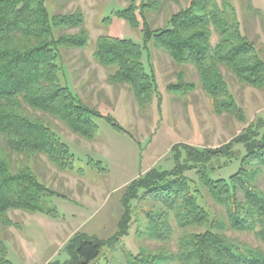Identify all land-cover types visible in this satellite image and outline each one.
<instances>
[{"label":"trees","instance_id":"16d2710c","mask_svg":"<svg viewBox=\"0 0 264 264\" xmlns=\"http://www.w3.org/2000/svg\"><path fill=\"white\" fill-rule=\"evenodd\" d=\"M161 1L168 0H141L139 5L131 2L116 14L135 27L141 25V16L142 45L110 36L98 40L96 61L115 70L109 75V82L128 85L138 105L146 106L157 91V80L144 62V57L150 61L149 43L153 42L175 63L196 68L215 114L232 115L244 123L245 114L221 68H227L241 84L264 90V60L243 34L234 0H191L169 18L164 28L153 30L146 14L160 10ZM214 35L218 37L216 44L212 43ZM89 40L81 12L51 16L46 0H0V226L3 228L18 227L9 217L14 211L60 218L58 210L43 201L66 196L40 181L31 166L32 160L43 156L62 172L76 171L69 145L38 114L62 122L88 141L96 139L97 119H104L117 131L132 137L112 116H102L85 105L62 83L61 49H86ZM195 87L181 81L169 89L186 95ZM171 151L174 161L171 170L152 168L125 187L121 199L123 212L111 238L76 233L64 246L68 259L48 264L94 263L104 248L114 247L128 235L133 204L141 201L163 208L159 213H146L150 237H169L172 215L183 230H203L186 232L179 240L176 254L128 256L129 264H264L263 250L245 247L226 236L228 231L250 234L264 245V190L260 184L264 177V121L259 119L250 124L218 148L176 144ZM231 162L240 163L236 173L228 179H213ZM94 167L100 172L107 170L101 162ZM77 170L83 174L82 168ZM189 172H196L198 181L188 177ZM207 197L224 210L226 221L212 217L205 207ZM7 251L0 238V264H12Z\"/></svg>","mask_w":264,"mask_h":264},{"label":"rangeland","instance_id":"374dc122","mask_svg":"<svg viewBox=\"0 0 264 264\" xmlns=\"http://www.w3.org/2000/svg\"><path fill=\"white\" fill-rule=\"evenodd\" d=\"M131 2L139 5L141 0H46L51 16L81 12L89 33L90 40L86 49H61L60 61L64 72L62 83L85 105L102 116H112L132 137L117 131L104 119H97L99 128L96 139L88 141L74 134L62 122L38 114L41 119L49 121L60 138L69 145L75 156L76 171L62 172L43 156L31 161L40 181L66 196V199L54 197L43 201L44 205L58 210V219L21 211L9 214L19 228L0 226V238L7 246V259L12 264H44L43 258L50 254L49 248L53 244L54 253L50 261L64 262L68 259L64 246L72 236L84 231L88 215L96 212V219L107 215L118 197L123 195L126 185L150 169L171 170L174 167L171 151L174 145L187 144L198 149L218 148L237 137L250 124L259 119L264 121V90L241 84L232 72L222 67L221 73L245 114L246 121L240 122L232 115L218 116L211 99L202 89L196 68L191 64L175 63L153 42L149 43L150 61L144 57V62L157 80V91L146 106L138 105L128 85L110 83L109 75L115 70L101 66L94 53L102 36L133 40L141 45L144 43L141 16V25L138 27L116 16ZM190 2L161 1L160 10L146 14L151 29L164 28L169 18ZM234 4L243 34L254 43L259 56L264 60V0H234ZM59 34L58 31L56 35ZM217 42L218 37L214 35L212 43ZM181 81L193 83L196 87L186 95L169 89ZM97 162H101L107 170L100 172L96 169L94 164ZM239 164L229 163L214 174L213 179H228L237 172ZM79 168L83 169V174H78ZM187 176L198 181L196 172H189ZM260 184L264 190V177ZM204 203L212 217L226 221L221 207L208 197ZM133 206V221L128 235L120 238L114 247L104 248L100 258L92 264H129L128 256L144 258V253L176 254L179 240L186 232L203 230H183L178 227L172 215L169 218L171 235L155 239L148 234L146 213H159L163 210L162 206L144 201L141 204L134 202ZM111 212L115 218L111 223L91 229L101 235L92 231L89 234L111 238L117 231V219L122 214L121 205H117ZM73 214L77 216L72 217ZM226 234L245 247L264 251V245L253 235L231 231Z\"/></svg>","mask_w":264,"mask_h":264},{"label":"crops","instance_id":"0c3cea01","mask_svg":"<svg viewBox=\"0 0 264 264\" xmlns=\"http://www.w3.org/2000/svg\"><path fill=\"white\" fill-rule=\"evenodd\" d=\"M144 174V173H143ZM136 179V178H135ZM127 186V185H126ZM122 192V191H121ZM122 194H123V192H122ZM123 196V195H122ZM122 196L120 195L119 197H118V199H117V202L113 205V207H112V209L113 208H116V206L117 205H121V199H122ZM111 209V210H112ZM121 209H122V206H121ZM111 210H110V212L107 214V215H102L99 219H96V217L94 216V215H96L95 213L96 212H93L92 214H90V215H88V217H86V218H88V220H87V222L86 223H84V226H86V228L85 229H83L84 231L83 232H80V233H85V234H87V235H89V236H96V237H98V238H100L99 236H97V235H101V233L100 232H93L91 229L92 228H95V227H98V226H100L101 225V227H102V225H106V224H109V223H111L115 218H114V215L112 214V212H111ZM97 211V210H96ZM122 212H123V210H122ZM122 215V214H121ZM77 215L76 214H73L72 215V217H76ZM106 216H107V218H106ZM121 217V216H120ZM84 218V217H83ZM106 219L107 220H109L108 222L106 221ZM83 220V219H82ZM119 220L120 219H117V224H116V229H117V225H118V222H119ZM90 222V223H89ZM90 231H92V233H94V234H97V235H91V234H89L90 233ZM100 239H104V238H100ZM53 246H54V244L52 245V247H50L49 248V250H50V254H48L47 256H44V257H47V258H43V261H44V264H48L49 262H51L50 260V258L52 257V254L54 253V248H53ZM48 250V251H49Z\"/></svg>","mask_w":264,"mask_h":264}]
</instances>
